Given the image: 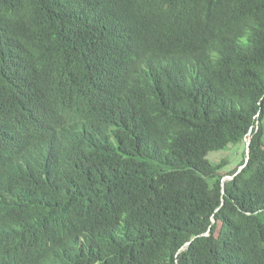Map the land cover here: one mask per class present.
Listing matches in <instances>:
<instances>
[{"label": "trees", "instance_id": "obj_1", "mask_svg": "<svg viewBox=\"0 0 264 264\" xmlns=\"http://www.w3.org/2000/svg\"><path fill=\"white\" fill-rule=\"evenodd\" d=\"M263 121L264 0H0V264H264Z\"/></svg>", "mask_w": 264, "mask_h": 264}, {"label": "rangeland", "instance_id": "obj_2", "mask_svg": "<svg viewBox=\"0 0 264 264\" xmlns=\"http://www.w3.org/2000/svg\"><path fill=\"white\" fill-rule=\"evenodd\" d=\"M246 144L247 141L245 140L244 143L231 145L226 150L214 151L208 155V158L212 163L215 164H219L221 162L226 163V166L223 169V173L227 175L225 179H230L228 177L229 173L232 170L239 168L241 162L245 159Z\"/></svg>", "mask_w": 264, "mask_h": 264}, {"label": "water", "instance_id": "obj_3", "mask_svg": "<svg viewBox=\"0 0 264 264\" xmlns=\"http://www.w3.org/2000/svg\"><path fill=\"white\" fill-rule=\"evenodd\" d=\"M247 141V144H246V155H247V159H248V156H249V150H250V140L248 139H245ZM244 166L241 167V169L243 168ZM230 179H232L233 177L232 176H228Z\"/></svg>", "mask_w": 264, "mask_h": 264}]
</instances>
